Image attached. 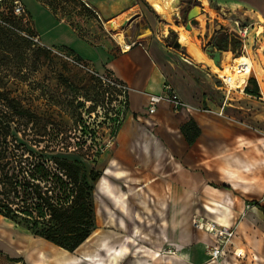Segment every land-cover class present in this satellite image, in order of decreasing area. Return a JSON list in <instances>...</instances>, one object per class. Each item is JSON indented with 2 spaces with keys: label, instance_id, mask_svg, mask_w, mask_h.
Here are the masks:
<instances>
[{
  "label": "crops",
  "instance_id": "1",
  "mask_svg": "<svg viewBox=\"0 0 264 264\" xmlns=\"http://www.w3.org/2000/svg\"><path fill=\"white\" fill-rule=\"evenodd\" d=\"M20 2L44 45L67 48L94 68L109 70L130 92L108 152L119 175L106 171L94 185L95 227L89 237L69 252L6 225L0 215V264H213L207 247L214 239L192 225L194 217L237 223L234 245L226 248L229 257L215 264H264V132L256 134L226 121L223 114L203 111L223 108L224 113L226 102L215 103L218 87L201 68L204 64L167 43L171 24L134 0H89L97 20L107 26L106 20L116 18L123 30L120 40L101 34L94 38L67 21L57 2ZM192 2L189 10L198 5L208 20L215 13L264 25V0ZM189 23L194 33L202 29ZM165 82L190 108L174 112L161 104L154 114H146L148 95L159 94ZM220 90L225 96L223 86ZM189 121L199 128L192 144L181 132ZM108 177L124 178V188ZM167 248L176 253H166ZM234 249L244 256L234 257Z\"/></svg>",
  "mask_w": 264,
  "mask_h": 264
},
{
  "label": "rangeland",
  "instance_id": "2",
  "mask_svg": "<svg viewBox=\"0 0 264 264\" xmlns=\"http://www.w3.org/2000/svg\"><path fill=\"white\" fill-rule=\"evenodd\" d=\"M13 1L5 0L0 3V14L8 16L7 20L10 23L27 34L33 32L28 17L15 16L13 13L11 15ZM44 1L48 2V0ZM83 1L87 4H85L87 8L91 6L89 0ZM156 1L158 0H150V5L148 0H134L141 7H150L151 9H154L153 4ZM166 1L168 0H161L163 4ZM55 2L60 7L59 9H65L67 21L81 26L85 30L84 33L90 34L94 38H99V34L110 39L112 36L118 39L122 38L123 31L116 18H110L112 19H109L110 21L106 20L104 23L108 21L107 27L106 24L101 23L99 18L98 20L95 18L91 10L83 6L81 0H55ZM192 4V0H176L174 7L171 8L168 4V12L165 15L158 14L155 9V11L152 10L165 23L172 26V32L170 31L171 33L167 37L169 45L172 46L175 40L181 41L180 29L190 31L197 37L198 47L181 41L184 47L180 51L188 59H194L196 64H204L203 66L200 65L201 68L210 74L214 84L218 87L214 90V100L219 106L223 104L225 96L220 90V86L223 85L217 74L224 73L222 71L225 69L226 61L230 63L233 58L240 55L251 59L259 81L253 71L246 78L245 83H240L241 78L237 74L226 73L235 76V84L238 83L239 86L235 85V89L231 90L226 101L223 118L232 124L251 128L256 134L261 135L264 132V30H262L264 25L256 27L253 24L250 35L254 41L247 46V51H242L241 46L235 50L229 48L221 51L219 63L215 64L211 53L218 49L214 47L210 49L214 32L232 28L235 18L225 19L226 17L222 15L218 18L215 13H211L209 15L210 20H208L202 15H197L191 20V24L194 22L195 27H202V29H195L194 33L185 27L188 22L186 13ZM108 28L116 32L117 35ZM261 30L260 34L256 33ZM26 33L24 34L27 35ZM40 48L44 47L36 44L30 45L24 51L21 63L19 60L22 50L12 46L6 55L9 61L6 62V65L1 66L3 71L0 76L3 77L1 81L3 89L18 99L24 108L30 109L37 115L33 123L27 125H24V119H18L19 131L16 133L18 141L28 147L35 155H44L47 159L64 157L69 160H77L80 162L85 176L88 179L91 177L94 179V185L106 171L108 174L118 176L119 166L109 157L108 152L115 143L116 133L120 125H112L109 122L114 120V113H117V109L110 107L109 104L108 106L105 105L106 90L94 77L64 62L47 51L46 48L44 49L48 53ZM250 79L255 80L259 96H253L244 91V84L250 89L253 88ZM223 89L225 90L224 86ZM209 114L214 115V113ZM93 137L98 139V145L102 151H95L92 148L90 141ZM48 167L53 174L58 173L51 160ZM108 181L123 188L126 182L124 178L117 180L112 177H108ZM50 184L54 187L53 191L57 193L54 178L50 180ZM249 209L250 206L246 205L245 210ZM4 219L6 225L30 232L26 229L25 222L18 221L15 223L9 219ZM236 224L220 223L222 226H232L234 229ZM213 239L214 244L218 242L214 237ZM232 245H234L233 238L231 245L228 246ZM227 256L229 257V254L226 251L224 258Z\"/></svg>",
  "mask_w": 264,
  "mask_h": 264
},
{
  "label": "trees",
  "instance_id": "3",
  "mask_svg": "<svg viewBox=\"0 0 264 264\" xmlns=\"http://www.w3.org/2000/svg\"><path fill=\"white\" fill-rule=\"evenodd\" d=\"M53 2L55 0H48V3ZM82 4L86 7L83 1ZM12 7L13 4L11 15ZM7 19L8 16L0 14V73L3 71L1 66L9 61L6 55L12 46L22 50L19 60L22 63L24 51L34 45L22 35L26 32ZM239 46V40L224 31L216 32L212 39V47L219 51L235 50ZM2 79L0 76V215L15 223L25 222L26 229L33 235L73 252L95 227L94 179L85 176L77 160L47 159L44 155H35L18 141V119H24V125H27L33 123L37 115L3 89ZM249 81L253 88L245 86L244 91L259 96L255 80ZM181 132L187 143L192 144L199 135V128L189 121L182 126ZM50 160L58 173L53 174L49 169ZM52 178L57 193L50 184Z\"/></svg>",
  "mask_w": 264,
  "mask_h": 264
},
{
  "label": "built area",
  "instance_id": "4",
  "mask_svg": "<svg viewBox=\"0 0 264 264\" xmlns=\"http://www.w3.org/2000/svg\"><path fill=\"white\" fill-rule=\"evenodd\" d=\"M83 1V0H82ZM12 7V13L15 16L27 17L26 9L24 5L20 2V0H14ZM84 2V1H83ZM86 4V3H85ZM87 5V4H86ZM253 27L252 23H242L238 20L234 21V26L224 31L236 39L239 40L242 51H247V46L252 44L254 39H251L250 31ZM264 30V29H262ZM257 33V32H256ZM25 37L29 38L33 44L40 45L46 48L49 52L59 57L64 62L70 64L71 66L79 69L80 71L89 74L94 77L99 84L106 90L105 91V105L110 107H114L117 109V113H114V120L108 119L112 125H119L125 117L128 96L130 92V88L127 84L119 80L112 72L106 69H96L89 62L85 61L77 54L72 52L67 48L56 47V46H46L44 45L39 36L34 33L31 36H27L22 33ZM132 44V43H131ZM129 45L124 46V48H128ZM220 79L222 85L225 88V100L227 101V97L231 92L230 87V79L227 76H223L217 74ZM246 84H244V87ZM161 104H167L174 112H182L188 110L190 107L186 104L175 92L172 86L165 82L162 85V90L159 94H149L148 101L146 105V114L151 115L154 114L157 108ZM222 109L220 111L215 112L211 109H203L206 113H216L218 115H222ZM111 114V113H110ZM108 122V123H109ZM93 140V141H92ZM90 141L92 148L95 151H102V148L98 145V139L93 137ZM192 225L199 229L203 230L209 234H211L218 242L212 246L207 247L208 254V262L209 263H217L220 259H223L226 256V248L228 245H231V240L234 235V227L232 226H222L219 223L215 222H204L201 219L194 217L192 219ZM166 253L175 254L176 251L172 248H167L164 250ZM232 255L236 258H241L244 256L243 252H238V249H234L232 251Z\"/></svg>",
  "mask_w": 264,
  "mask_h": 264
},
{
  "label": "bare ground",
  "instance_id": "5",
  "mask_svg": "<svg viewBox=\"0 0 264 264\" xmlns=\"http://www.w3.org/2000/svg\"><path fill=\"white\" fill-rule=\"evenodd\" d=\"M168 4H170V6L172 8L176 4V0H172V1L168 0V1H166L165 4H163L161 2V0H158L153 4V7L158 14L165 15L168 12V7H167ZM120 34L122 35V32ZM179 36H180L181 41L183 43L191 44V45H194L195 47H198L199 41H198L197 37L195 35H193L190 31H183L182 29H180L179 30ZM224 66H225V69H224V71H222L224 73H221L220 75L229 77L231 90L235 89L236 86L238 87L239 84L238 83L235 84V76H232V74H226L227 72L237 74L238 77L241 78L240 83H245L246 78L250 76V73L252 71H254V73H255V71H256V68H255L253 62L251 61V59L246 57V56H243V55H240L236 58H233L230 63H227V61H226ZM256 74H257V72H256ZM257 79L259 81L258 76H257Z\"/></svg>",
  "mask_w": 264,
  "mask_h": 264
},
{
  "label": "water",
  "instance_id": "6",
  "mask_svg": "<svg viewBox=\"0 0 264 264\" xmlns=\"http://www.w3.org/2000/svg\"><path fill=\"white\" fill-rule=\"evenodd\" d=\"M197 15H200V8L198 5H195L194 7H192L187 13H186V19L188 20L187 24H186V28L187 29H191V25L189 23V21H191L194 17H196ZM175 17V16H174ZM172 47L174 49L177 50H182L183 49V44H181L178 40H175L172 44ZM210 49H213L212 46H210ZM220 55H221V51L219 50H214L211 53V57L212 60L214 61L215 64L219 63L220 60Z\"/></svg>",
  "mask_w": 264,
  "mask_h": 264
}]
</instances>
